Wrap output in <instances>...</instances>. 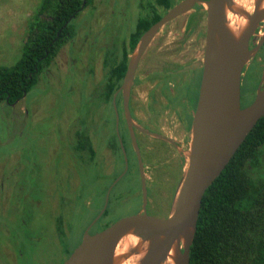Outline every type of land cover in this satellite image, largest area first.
I'll use <instances>...</instances> for the list:
<instances>
[{
	"label": "rangeland",
	"instance_id": "rangeland-1",
	"mask_svg": "<svg viewBox=\"0 0 264 264\" xmlns=\"http://www.w3.org/2000/svg\"><path fill=\"white\" fill-rule=\"evenodd\" d=\"M40 1L0 0V65L12 66L20 59L27 36V23ZM148 1L111 0L113 10L108 14L109 1L94 0V3H98L97 9L93 12L89 10L90 7L86 8L75 21L78 29L76 40L74 44H67L61 49L52 65L50 81L47 80V73L43 72L38 84L24 99L14 105L0 104V264H63L82 242L85 228L92 221L91 216L99 211L103 202L106 182H111L113 176L123 169L122 157L121 154L113 156L115 163L112 174L107 170L106 174H103L101 170L99 171L101 175L90 172L83 179L73 176L70 179L71 184L66 185L69 183L68 172L60 166L59 160L65 157L64 139L72 133L71 125L73 126L75 121L80 124L82 115L87 111L93 112L92 107L87 105L89 95L105 73L104 57L100 48L106 41L107 53L112 51L108 39L111 27L109 23L107 24V19L114 23L113 28L116 24L123 23V30L119 33L121 37L124 25L126 29L128 27L132 29L138 16L143 15V5ZM171 30L167 42L175 36L181 39L179 34H175L174 25L171 26ZM191 39H194V36H191ZM178 44H181V41ZM187 45L190 47V43ZM188 47L184 45L179 47L181 50L179 59L170 57L169 48H163L165 61L187 62ZM71 62L80 69L92 64L90 68L92 73L80 77L73 76L75 69L70 67ZM257 71L258 73L254 72L253 68L244 69L243 74L246 78L243 104L254 100L256 96L261 75V71ZM141 72L143 71L140 70L139 73ZM189 84L185 88L179 87L177 94L172 95L174 102L169 101L171 96L166 92L160 94L159 89H150L146 85L137 86L133 93L136 123L145 122L154 127L155 125L148 121L149 116H154L157 124L154 128L158 129L159 126L173 135L180 133L183 120L182 106L178 104L180 99L184 97L186 103H189L184 104L186 111L193 109L197 103L199 80L191 81ZM153 95L160 97L161 100L157 106L151 108L147 104V99ZM97 113V121L99 115L101 117L104 113L100 121V125L104 127L95 134L99 139L98 146L101 145V150L98 147L101 165L106 169L107 164L109 167L110 158L106 142H110L115 136L121 139L127 158L130 161L134 160L130 132L124 120L121 118L119 122V138L117 126L109 109L103 107ZM57 178L63 179L62 184L70 187V190L62 189V194L58 196L66 200L63 212L68 216L70 223L68 238L63 243L55 236L51 221L52 213L46 206V189L49 188L48 193L52 195V181ZM117 179L112 181V185ZM134 180L135 176L122 181L115 189L116 194L127 188L132 189L134 186L131 182ZM93 197L96 199L95 202ZM127 201L111 204L106 215L109 216L111 223L138 211L137 202ZM48 204L50 205V201ZM85 210L89 211L83 212ZM80 213L81 215H78ZM101 227L104 225H97L90 233L103 230ZM69 252L71 253L68 255Z\"/></svg>",
	"mask_w": 264,
	"mask_h": 264
},
{
	"label": "water",
	"instance_id": "water-1",
	"mask_svg": "<svg viewBox=\"0 0 264 264\" xmlns=\"http://www.w3.org/2000/svg\"><path fill=\"white\" fill-rule=\"evenodd\" d=\"M251 10L235 0H181L153 24L141 37L132 53L123 82L113 97L117 134L119 113L116 98L122 93L126 122L135 147L140 175L146 193L144 167L133 133L130 97L138 64L147 47L163 26L202 4L207 12L205 48L202 58L187 69L202 68L199 95L192 118L188 148L184 151V167L172 208L166 216L149 213L145 207L127 218L112 222L103 230L90 233L89 226L82 242L63 264H190V248L206 190L222 173L258 121L264 117V0H249ZM228 13L246 20L235 32L229 25ZM259 38L249 48L252 37ZM263 48L261 83L254 100L245 107L241 102V80L250 59ZM150 135L167 139L159 134ZM169 140V139H167ZM126 169L127 156L124 146ZM125 173V172H124ZM94 220L103 214L108 204ZM129 236L137 238L132 243Z\"/></svg>",
	"mask_w": 264,
	"mask_h": 264
},
{
	"label": "trees",
	"instance_id": "trees-1",
	"mask_svg": "<svg viewBox=\"0 0 264 264\" xmlns=\"http://www.w3.org/2000/svg\"><path fill=\"white\" fill-rule=\"evenodd\" d=\"M156 2L165 9H170L173 3L172 0ZM94 7V0L40 1L27 23V36L20 59L12 66L0 65V104L14 105L24 99L38 84L43 72L47 73V80L50 81L52 65L61 49L67 44H74L76 40L78 29L75 21L86 8L91 10ZM155 10L149 4L142 12L143 15L138 16L132 30L130 27L132 32L128 39L131 49L160 20L162 15ZM104 31L106 33L105 28ZM109 37L110 32L108 39ZM105 42L100 48L105 73L90 92L87 104L92 107L93 112L87 111L82 115L80 124L75 121L71 125L72 133L64 139L65 157L59 160L60 166L68 172L69 183L66 185L71 184L73 176L83 179L90 172L101 175L92 134L104 127L100 125L104 113L101 117L99 115L97 121V112L107 107L116 124L113 97L123 81L129 52L124 48V54L120 58H113L112 51L107 53ZM125 42L124 38L118 43L125 46ZM74 64H70L75 69L73 76L92 73V64H87V68L82 69L76 68ZM110 142L113 148L119 149L117 136L110 139ZM62 181L59 178L52 181V195L48 193L50 189H46V206L51 210L52 226L60 243L67 240L70 227L68 216L63 212L66 200L58 198L62 189L66 191L70 187L64 186ZM115 193L114 198L117 200ZM48 201L50 205H47ZM190 264H264V117L258 121L222 173L206 190L190 248Z\"/></svg>",
	"mask_w": 264,
	"mask_h": 264
},
{
	"label": "flooded vegetation",
	"instance_id": "flooded-vegetation-1",
	"mask_svg": "<svg viewBox=\"0 0 264 264\" xmlns=\"http://www.w3.org/2000/svg\"><path fill=\"white\" fill-rule=\"evenodd\" d=\"M107 1H109V9H108V14H109L113 10V7H112L113 3L111 2V0H107ZM180 1L181 0H172L173 3L171 7ZM149 4L156 8L155 11L159 13L160 15H162L161 18L168 11V9H165L161 5L157 4L156 0H149L147 4H144L143 5L144 10L145 8H148ZM94 5L95 7L92 8L90 11L93 10L94 12L97 9L98 3H94ZM206 17H207V12L204 9L203 5L196 4L194 8L188 13L170 21L168 24L162 27V29L158 32V34L151 41V43L147 47L146 51L144 52L138 64L135 77H134L132 90H131L129 108H130V113L135 123V125H133V133L137 141L140 154H141V158H142V162H143L146 193H144L143 181L140 175L139 160H138V156H137L133 143L132 145L134 149V160L130 161L127 158L128 164H127V169H126V161H125L123 149L121 147V142L119 141L120 139H118L119 149L113 148L111 146V142L109 141L106 142V147L109 150L108 157L110 158L109 167L107 164V169H106L104 165H101L100 160H99L100 154L98 151L99 146L97 143L99 142V139L96 138L95 134L94 135L92 134V140H93L95 148L97 149L98 168L100 169V171L103 170V174H106L105 170H107L110 174H112L114 163H115V161H113V156L115 155L117 157V155L119 156V154H121V157H122L121 163L123 164V169L121 170V172H119L116 175L114 179H117L124 172L125 173L120 178V180L111 188L110 193H109V198H108V204L105 208V211L98 218V220L95 221L94 224H92L105 206L106 195H107L108 190L112 186V181L114 179L111 182L109 181L106 182L105 194L103 195V202L101 204V207L98 209L99 211H96V214L94 216H91L90 218V220L92 221H90L88 224V227L91 226L89 231H91V229L93 230L97 225L98 226L104 225V227H101L104 229L111 223L109 221V216L106 217V215L108 214L107 213L108 210L111 208V204L113 205L116 202L126 203L128 202L127 200L129 201L132 200L133 202L138 203V211L141 210L142 207L145 205L149 213L159 215V216H166L170 212L172 208V202H173V199L176 193V189L179 184V181L182 175V170L184 167V151L188 148V145H189L191 123H192V118H193L196 105L193 107V109H189L186 111L184 109V104L187 105L189 103H186V99L184 97L180 99V103L178 104H181L182 106L183 120L181 121L180 133L173 135L172 133L168 134L163 129H160L159 126H158V129L154 128L155 126L157 127V124L154 121L155 119L154 116H149V119H148V121L151 122V124L155 125L154 127H152L151 125H147L145 122L138 121L140 125L136 123L135 109L133 107V93L137 86L146 85L150 89L152 88L156 90L159 89L160 94L166 92L167 95L171 96L169 97V101H173L172 95L177 94L179 87L185 88V86L190 85L189 83L191 81L197 82L199 80V87H198V95H199V88H200L201 77H202V68L199 67V68H193V69L190 68L187 70L185 69L189 65H192L193 63L198 62L204 54L205 37H206ZM108 23L111 27L109 38H110V42L112 43L113 58L114 57H117V59L120 58L124 54L125 50L129 52L127 68L125 71V74H126L129 61H130V57L132 53L134 52V49L136 48L137 45L135 46L134 49H131L129 39H128L130 36V33L132 32L130 31V27L126 29V26L124 25V31H123L124 34L122 33V36H123V39L125 38L126 42H125V46H123V44L118 43L120 40H123L122 36L121 37L119 36L120 31L123 30V23L116 24L115 28H113L114 23L110 22L109 19H107V24ZM172 25H174L175 34L176 35L179 34L181 39L179 38V36L178 37L175 36L170 42H167V39L172 31L171 30ZM191 36H194V39H191ZM258 40L259 38L257 36L252 37L249 42V48L250 49L254 48ZM115 41H117L116 42L117 45ZM179 41H181V44H178ZM189 43H190V47H188L187 45ZM179 45L180 46L184 45L189 48V50L186 53V57L187 58L189 57L187 62L182 63V62H179L178 60H173V61L166 60L165 61L166 58H164L165 52H163V48H166V49L169 48L170 57H173V59H179V54L181 52ZM245 68H253L254 72H257V73H258L257 70L261 71L260 79L257 85V88H258L261 83V78H262L263 48H261L257 52V54L250 59V61L248 62ZM140 70L143 72L139 73ZM245 78H246V75L243 74L242 80H241L242 107L247 106L253 101L251 100L249 103L243 104L244 103L243 89L245 85ZM150 94H152V92ZM198 95H197V100H198ZM159 100H161L160 97L158 98L156 95L155 96L153 95V96H150L149 99H147V104L151 106L152 108L158 105ZM113 107H114V104H113ZM116 107L119 113V120L121 118L124 120L130 132V129L128 127L125 114H124L123 99H122L121 92H119L117 95ZM114 111H115V108H114ZM115 116H116V112H115ZM140 128L145 129L151 133L159 134L169 140L150 135L140 130ZM130 136H131V132H130ZM131 142H132V138H131ZM108 168H110L111 170H109ZM134 176H135V180L133 183L131 182V185L134 186L132 189L128 190L127 188L120 194L115 193V189L119 186V184H121L122 181H127L129 178H133ZM114 193L117 197V200H115L114 198ZM92 199L95 202L96 199L94 197ZM88 211L89 210H85L83 212H88ZM87 228H85V230Z\"/></svg>",
	"mask_w": 264,
	"mask_h": 264
},
{
	"label": "bare ground",
	"instance_id": "bare-ground-1",
	"mask_svg": "<svg viewBox=\"0 0 264 264\" xmlns=\"http://www.w3.org/2000/svg\"><path fill=\"white\" fill-rule=\"evenodd\" d=\"M235 2L238 5L247 7L248 9L251 10V3L249 0H235ZM228 21H229L230 27L235 32H238V30L241 29L246 24V20L244 18L239 17V16L232 14V13H228ZM128 239H130V241L132 243L137 242V238L134 236H129Z\"/></svg>",
	"mask_w": 264,
	"mask_h": 264
}]
</instances>
